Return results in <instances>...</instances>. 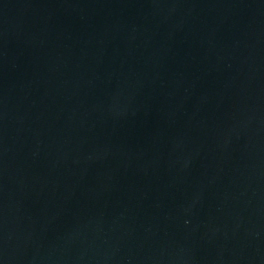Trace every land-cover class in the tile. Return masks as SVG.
Returning <instances> with one entry per match:
<instances>
[{
    "label": "water",
    "instance_id": "obj_1",
    "mask_svg": "<svg viewBox=\"0 0 264 264\" xmlns=\"http://www.w3.org/2000/svg\"><path fill=\"white\" fill-rule=\"evenodd\" d=\"M0 264H264V0H0Z\"/></svg>",
    "mask_w": 264,
    "mask_h": 264
}]
</instances>
